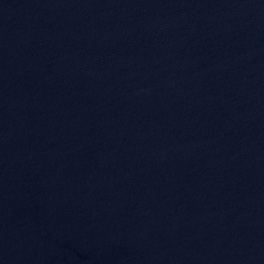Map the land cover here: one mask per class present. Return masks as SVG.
<instances>
[{"label":"water","instance_id":"obj_1","mask_svg":"<svg viewBox=\"0 0 264 264\" xmlns=\"http://www.w3.org/2000/svg\"><path fill=\"white\" fill-rule=\"evenodd\" d=\"M0 264H264L93 132L0 88Z\"/></svg>","mask_w":264,"mask_h":264}]
</instances>
